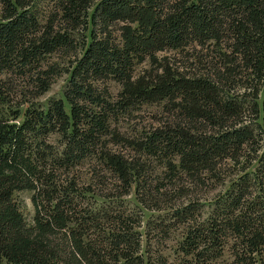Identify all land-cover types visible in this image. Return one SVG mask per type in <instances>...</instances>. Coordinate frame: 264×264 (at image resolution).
Returning <instances> with one entry per match:
<instances>
[{
    "label": "trees",
    "instance_id": "obj_1",
    "mask_svg": "<svg viewBox=\"0 0 264 264\" xmlns=\"http://www.w3.org/2000/svg\"><path fill=\"white\" fill-rule=\"evenodd\" d=\"M38 16L0 0V264H264V0H52ZM54 54L66 65L43 66ZM61 74L62 100L34 108ZM151 104L157 126L117 130ZM107 180L183 227L174 261L142 246L135 217L90 203ZM224 185L202 211L155 199Z\"/></svg>",
    "mask_w": 264,
    "mask_h": 264
},
{
    "label": "rangeland",
    "instance_id": "obj_2",
    "mask_svg": "<svg viewBox=\"0 0 264 264\" xmlns=\"http://www.w3.org/2000/svg\"><path fill=\"white\" fill-rule=\"evenodd\" d=\"M52 5V0H34V6L36 13H39L40 19H44L47 16L49 8ZM166 55H173L172 52ZM158 56H160L158 54ZM67 61L66 57L59 54L51 55L45 58L43 66L45 63H56L59 67L65 66ZM148 62L144 61L140 65H136L133 69V76L136 77L140 75L145 69H147ZM2 78V76H0ZM67 75L61 74L60 76L54 78L52 84L49 86L48 90L38 98H36L34 103V108H40L45 110L47 105L52 100H62V92L66 84ZM110 96H114L119 87L113 82H107L105 84ZM65 110H67L66 105ZM161 104H151V105H141L137 110L132 111L129 115H125L118 119L117 130L126 136L137 134L138 132H146L157 126L164 118L165 114L162 112ZM27 108V105H23L19 108L20 114ZM2 110V106H0ZM4 109V108H3ZM114 148V147H113ZM117 149L122 152H130V149L118 147ZM147 164L146 175L148 173L151 177H156L158 179H164V167L162 165L163 161L154 158H145ZM93 164L92 161H84L82 168L83 173L87 172L89 165ZM160 180V181H161ZM109 180H107V185L96 188L94 195L86 194L89 198L90 203L93 202L94 207L98 209L115 210L117 212H124L129 217H135L138 222L137 231L141 235V241L143 247H148V250L153 254H160L167 258V260L174 261L178 254L176 252L177 244L181 240L183 234V227L173 223V220L168 216V211H153L148 210L141 206L135 199L133 189L131 188L129 192L125 195L120 196V190H116L112 193H107L109 191ZM165 183V181H164ZM227 185L217 187L214 190H209V187L204 188H193L187 192L180 191L175 192L172 190L167 191L165 198L156 197L155 199L160 203H166L169 205H178L179 202L188 203L192 207L193 211H202L207 209V203H209L213 197L217 194L219 190L226 189ZM185 194H184V193ZM30 192H21L14 194L13 200L19 205L20 213L26 223H30L33 208L30 203ZM108 195V196H105ZM104 197H109L105 199ZM185 196V197H183ZM223 261H230V254L227 250L224 251L221 258Z\"/></svg>",
    "mask_w": 264,
    "mask_h": 264
}]
</instances>
